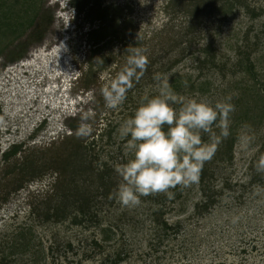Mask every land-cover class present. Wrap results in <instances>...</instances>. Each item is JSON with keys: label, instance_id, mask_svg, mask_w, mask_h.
<instances>
[{"label": "rangeland", "instance_id": "374dc122", "mask_svg": "<svg viewBox=\"0 0 264 264\" xmlns=\"http://www.w3.org/2000/svg\"><path fill=\"white\" fill-rule=\"evenodd\" d=\"M168 1L44 0L54 14L44 41L17 62L0 55V264H264V173L255 168L264 155V15L254 19L241 5L222 27L188 35L184 17L166 12ZM247 2L264 8V0ZM210 41L216 66L202 62ZM130 46L148 49L147 71L110 109L102 89ZM157 73L185 100L233 97L230 135L204 164V179L170 189L172 199L141 197L136 207L99 197L98 213L80 224L71 205L59 221L45 219L74 190L72 171L64 170H73L76 163H66L77 145L96 168L115 172L131 159L130 137L120 140L118 129L144 95L157 94ZM89 109L93 132L77 138ZM249 136L255 139L245 149ZM114 181L116 190L118 174Z\"/></svg>", "mask_w": 264, "mask_h": 264}, {"label": "clouds", "instance_id": "9594fccd", "mask_svg": "<svg viewBox=\"0 0 264 264\" xmlns=\"http://www.w3.org/2000/svg\"><path fill=\"white\" fill-rule=\"evenodd\" d=\"M126 50L129 53L126 63L102 89L105 105L110 109L123 104L149 64L147 48L130 46ZM153 79L158 82L157 94L144 95L134 116L118 129L120 140L130 137L125 147L132 157L115 167L121 181L109 199H115L123 207L139 206L141 197L161 193L172 199L170 189L198 184L204 164L230 135V114L235 111L231 94L216 102L207 97L185 100L174 92L167 77L157 73ZM94 115L91 109L81 114L77 138L92 134L88 121ZM203 134L208 135L207 142L202 139ZM254 139L247 137L243 147L247 149ZM255 168L257 173H264V155L259 157Z\"/></svg>", "mask_w": 264, "mask_h": 264}, {"label": "trees", "instance_id": "16d2710c", "mask_svg": "<svg viewBox=\"0 0 264 264\" xmlns=\"http://www.w3.org/2000/svg\"><path fill=\"white\" fill-rule=\"evenodd\" d=\"M249 4L247 0H169L165 5V9L167 13L172 12L171 14L176 17L179 15L184 17V20H181L184 24H187L188 35H190L199 29H210L211 26H215L217 23V27H222V23L227 21L235 13V8L241 5L246 8V12L254 19L264 15L263 7H252ZM48 10L44 0H0V55L4 53L5 63L19 61L26 56L31 46L44 41L54 23V14L48 12ZM100 15L105 17V14ZM200 35L204 34L201 33ZM194 38H196V35L188 39L192 41ZM204 51L206 56L202 62L207 63L209 61L212 66H216L214 62L216 48L213 47L212 41L206 45ZM212 54V60H209L208 58ZM245 63H242L241 60V65L245 69L253 67L250 62L248 64L251 67L245 66ZM19 147L16 146L6 153L5 157L8 158L16 154ZM86 150H88L86 146L77 145L71 151L69 155L71 161L69 162L68 159L66 164H76H74L73 170L65 169L64 172L67 170L72 171L69 182L73 184L74 190L64 193L63 205L57 203L52 212L48 207L45 219L54 217L55 220L59 221L61 217L66 216V208L71 205L72 211H78V214L73 218V222L80 224L85 219H93V215L98 213L94 209L99 207L98 203L100 202L97 200L99 197H104L101 201H105V203L115 200L109 199V196L114 193L116 186L114 179L117 178V173L106 164L96 168L91 163H87L85 161ZM34 176L36 175L32 172L31 177ZM201 177L202 179L205 177L204 169H202ZM95 184L96 187H94ZM157 210L158 208L153 213L155 214V220L160 222ZM163 224L168 225L166 221H163ZM117 263L118 259L113 258L111 264Z\"/></svg>", "mask_w": 264, "mask_h": 264}]
</instances>
